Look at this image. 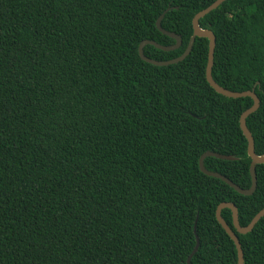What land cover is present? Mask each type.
I'll use <instances>...</instances> for the list:
<instances>
[{
    "label": "trees",
    "instance_id": "1",
    "mask_svg": "<svg viewBox=\"0 0 264 264\" xmlns=\"http://www.w3.org/2000/svg\"><path fill=\"white\" fill-rule=\"evenodd\" d=\"M217 0H0V264H238L216 212L242 227L264 209L240 119L252 98L208 83L209 40L182 62L193 19ZM216 38L213 78L255 91L247 119L264 156V0H227L200 20ZM245 264H264V218L241 235Z\"/></svg>",
    "mask_w": 264,
    "mask_h": 264
},
{
    "label": "water",
    "instance_id": "2",
    "mask_svg": "<svg viewBox=\"0 0 264 264\" xmlns=\"http://www.w3.org/2000/svg\"><path fill=\"white\" fill-rule=\"evenodd\" d=\"M225 1H227V0H217L210 7L201 11L200 13H198L194 17V19H193L194 33H193V36L190 40V43H189L186 51L184 52V54L181 57L176 58L174 60H170V61H157V60H153V59L148 58L145 55V51H144L145 47L147 45L154 46L157 49L165 51V52L175 51L182 46L183 40L179 35L172 33V32H169V31H166L162 27V21L166 15V13L170 9H168L158 19L157 27H158L159 31L162 32L164 35H167L170 38L174 39L176 41L175 44L172 46H163V45L158 44L155 41L145 40L139 46V55L143 61H145L149 64H152L154 66H158V67L170 66V65H174V64H177L179 62L184 61L191 54L193 47H194V43H195L197 38H206L209 40V54H208V64H207V69H206V78H207V81L210 84V86L218 94H220L224 97L232 98V99L252 98L254 101L253 106L251 108H249L248 110H246L240 119L241 129H242L243 134L245 135V137L248 141V155L252 159V164H251V169H250L251 177H252V186L249 189H242L241 187H239L238 185L233 183L231 180H229L225 176H223L219 173H216V172H211V171L207 170L205 167V159L208 157H215V158L223 159V160H236V158L232 157V156H223V155L213 153V152H206L200 158V161H199L200 169L205 175H207L209 177L217 178L219 180H222L224 183L229 185L231 188H233L239 194H241L243 196H252L257 189L258 179H257L256 168L258 165L264 164V156H259L256 154L255 141H254L252 133L250 132V130L247 126V119L252 114H254L255 112L258 111V109L260 108L261 101H260L259 97L257 96V94L255 93L254 90L253 91H246V92H233V91H230V90H227V89L221 87L214 80L212 72H213V67H214V62H215V50H216L217 38L212 31L207 30V29H203L200 26V20L203 19L208 14H210L212 11L218 9ZM225 209H229L232 211L233 225H234L235 229L237 230V232L241 235H247L254 230V228L258 224V222L262 218H264V209L261 210L255 216V218L252 220V222L247 227L241 226L240 221H239V211H238V208L234 204L223 203L217 209L216 217H217L219 224H221V226L224 228L226 233L229 235V237L233 240V242L236 245L237 252H238V264H245L244 252H243L241 242L239 241L237 234L233 231V229L227 224V222L222 217V212ZM199 246H200V241H199V238L197 236V245L195 247L193 254L188 259V264H191L192 257L197 253Z\"/></svg>",
    "mask_w": 264,
    "mask_h": 264
}]
</instances>
